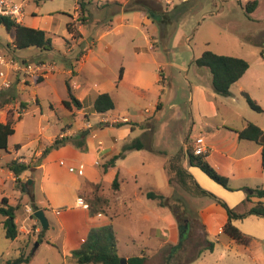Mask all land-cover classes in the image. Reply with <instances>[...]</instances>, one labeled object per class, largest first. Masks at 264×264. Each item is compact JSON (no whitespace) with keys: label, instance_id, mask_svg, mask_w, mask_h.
<instances>
[{"label":"rangeland","instance_id":"1","mask_svg":"<svg viewBox=\"0 0 264 264\" xmlns=\"http://www.w3.org/2000/svg\"><path fill=\"white\" fill-rule=\"evenodd\" d=\"M8 1L10 4L20 6L27 18L33 16L39 3L37 0ZM87 1H91V4ZM117 1L128 0H44V3L40 4L43 7L41 13L57 15L61 22L58 31L51 35L50 51L41 52L37 48L14 50L13 32L9 34L5 27L0 25V52L16 60L27 59L32 63L45 61L56 65L58 69H63L65 64L62 54L67 51L65 40L71 41L68 34L63 33L66 29L65 23L72 21L69 14L77 18L76 22L79 25L86 22H83L81 8L78 11L72 10V13L68 12V14H59L61 12L57 11L65 7L73 9L75 2L79 4L85 2L87 11L93 10V14H86L89 22L83 28L85 37L83 43L76 46L73 53L67 56L68 58H75L79 54L81 56L89 47H93L94 53L89 56L87 67L80 70L77 66L75 67L76 76L70 78L60 73L55 80L50 79L39 86L40 105H32L23 115L22 120L15 123V134L10 137L8 160L30 159L39 145L48 146L55 131L62 129L70 122L61 100L68 98L67 84L79 85L81 90L82 87L91 85L90 83H97L92 68L97 67L98 62H94L93 58L97 57L100 62L107 61L110 65L123 63L128 69V74L126 80L113 90L115 110L109 112L107 117L126 116L133 124L137 123V126L134 131H131L130 124L105 126L102 123V127H99L100 117L94 115L91 122L94 126L93 133L97 134V138L93 141L95 144L101 141L106 148L116 147L117 154L121 153L125 146L138 140L145 145V148L128 152L124 158L116 162L115 168L107 172H104L103 167L94 168L97 175L92 173L90 177H87L91 179L90 181H96L101 185L99 190H96L95 184L85 181L86 176H80L79 172L65 171L68 169V164L60 165L62 172L59 171L60 175L55 182L61 187L62 193L65 190V195L70 196L66 208H70L75 201V195H70L69 190L77 183L75 178L78 183L81 182L80 195L86 206L96 192L108 197L111 205H117L114 212H110V217L113 220L111 227L117 239V251L122 258L141 256L142 252H145L154 257L151 264H167L168 262L177 264L179 256L171 257L168 261L166 256L170 252L169 246H179L180 238L176 243L164 244V231L170 230L173 219L171 209L160 207L157 202L148 200L138 191L152 189L165 196L172 194L164 169L166 158L155 154V151L164 152L169 157L177 155L183 152L186 139L190 136L197 137L199 133H203L206 145L208 141L211 145L213 143L210 141L220 139L226 142L225 148L234 149L233 142L230 141L233 136L230 131H241L247 122L258 127L260 126L255 121L264 125V112L258 113L249 107L238 91V85L232 87L231 97L218 96L212 88L210 71L207 68L199 69L194 63L206 52L247 61L250 68L240 80V84L246 85L248 89L246 93L264 111L262 85L261 88L257 87L250 79L252 75L264 73L262 57L264 0H150L155 3L152 11L148 10L149 13H146L142 10L150 20L148 26L135 27L130 20V23L123 22V33L118 34L115 29H111L106 34L108 28L95 24L92 20L103 18L104 15H101L100 11H103L105 4ZM255 1L257 8L249 15L245 7ZM37 13L40 14V11ZM105 15V20L109 21L108 13ZM120 16L122 14L111 18L116 20ZM115 22L111 24L113 28L118 25V22ZM77 23H72V35L79 40L80 31ZM103 33L105 36L101 41L102 44L107 43L113 46L108 56L98 51L99 48L102 50V47L97 45ZM151 46H154V49ZM135 47L142 49L146 47L150 51V54L141 58L140 63L136 59ZM81 51L83 53H80ZM142 51L146 53L145 50ZM139 68L145 71L142 80L143 89L137 87ZM161 79L163 80L160 84ZM72 92L77 94L78 91L72 89ZM29 98L30 96L24 91L18 92L17 88H10L1 93L0 119L7 117L8 110V116L16 120L18 118L16 112L22 113L26 104L25 100ZM158 104H160V111L157 108ZM51 105L55 111L51 110ZM217 129L220 132L214 134ZM127 130L129 132H126ZM39 135L42 137V142L38 139ZM115 139L117 145H115ZM17 146L21 147L18 152L15 149ZM0 154L8 155L5 151ZM38 159L39 157L35 156L29 162L35 165ZM249 165L252 168L250 174L247 171ZM233 168L234 172L230 176L219 172L229 180L233 188L246 190L249 189L246 187L264 188V170L260 157H257V160L252 158L246 163H234ZM116 177L120 183L119 192H114L112 189ZM1 178L4 184L0 183V205L2 198L7 197L13 206H16L18 202L23 207L17 211V221L21 232L17 240L12 241L6 238L2 224L4 218L0 215V264H8L22 254L32 253L31 261L25 264H76V259L73 257L75 250L68 255L64 252L63 243L68 232L62 228L61 217L48 210L46 217L50 226L47 230H43L41 223L34 217L35 210L32 208L31 198L27 193L23 194L19 191L23 184H17L13 179L8 178L0 167ZM23 182L29 193L34 192V184H29L27 180ZM196 182L202 187L200 180L197 179ZM176 190L179 196L189 202L190 207L187 217L180 216V223H178L179 236V225H191L185 253V256L189 257L201 246L207 245L206 232L199 213L203 214L206 208L218 203L210 197L192 196L180 187H176ZM205 190L218 197L213 191ZM36 194L40 196L38 191ZM218 198L227 203L224 199ZM22 199L31 205V211L25 208ZM124 199L134 202L132 212L128 213L123 209L122 200ZM245 200L235 207L240 214H245L255 206V203L245 202ZM255 200L252 198V201ZM67 210V216H69L67 222L70 223L67 227L75 233L82 231L85 226L83 221L85 210ZM237 226L250 238L249 246L231 241L225 234L218 237L211 236L207 240L214 243V251H204L190 264H264V217L249 215L239 220ZM41 230L44 232L41 233ZM38 240L43 241L37 243Z\"/></svg>","mask_w":264,"mask_h":264},{"label":"crops","instance_id":"2","mask_svg":"<svg viewBox=\"0 0 264 264\" xmlns=\"http://www.w3.org/2000/svg\"><path fill=\"white\" fill-rule=\"evenodd\" d=\"M126 2L127 1H125L123 3H126ZM42 3H44V1H40L38 3L36 10L34 11L32 17L27 18V16L24 14L22 21H20L19 23H21L22 25H25L27 27H30V28L43 30V31L47 32L48 36L51 38V35L54 34V32L58 31V28L60 27L61 22L59 21L57 15H53V14H49V13H43L42 14L41 12H43L42 11L43 7H41V5H40ZM72 8L73 9H66V7H65L63 9H60L61 11H57V12H61L59 14H66V13L68 14V12L72 13V10L78 11V10H80V4L75 2L74 7L72 6ZM39 11H40V14L37 13ZM92 12H93V10L92 11L90 10V12H88L87 14L91 15V14H93ZM100 12H102V11H100ZM120 14H122V16L116 18V20L112 19L111 21H107L104 19V17L103 18L101 17V19H93L92 22L95 24L103 25L106 28H108V30L106 31V34H108L109 31H111V29H115L118 32V34L123 33V30H122L123 29V22L130 23V20L133 22V26H135V27H138L140 25L148 26L150 24V20L148 19V16L146 15L145 12H142V11H135V12H128V13L122 12ZM69 15H70L69 17H71L72 21L65 23L66 29L63 32L64 34H68L67 36H69L71 39V41L65 40L67 51H65L62 54L65 67L63 69H58V68H56L57 66L53 64L54 72L50 73V75L47 78H45L44 80L41 81L40 84H38V86L36 87V89L33 92V95L30 94L29 92H24L26 95L30 96L32 102L31 101L29 102L30 98L25 100L26 104H25L24 109H22V113L16 112L17 113L16 116H18V118H16V122L22 120L23 115L28 112L29 108L32 107V105H35V104L38 106L40 105L41 96L39 95L38 89H39V86L41 84L47 83V81L50 79L55 80L57 77H59L60 73L65 74L66 76H70V78L76 76L75 67L79 66L80 70L86 68L89 56L94 53L93 47H89L87 49L86 53H84L81 56L79 54V55H76L75 58H68L67 57L68 54L73 53L76 46H80L83 43V41L85 39L84 34H83V32H84L83 28L86 26V24H88V23H86L83 25L82 24L79 25L76 22L77 18H75L71 14H69ZM101 15H103V13H101ZM114 20L116 22H118V25H116V28H113L111 25L115 22ZM70 23L71 24L77 23L76 24L77 28L80 31V39L79 40L75 39L73 37L72 33H69V31L67 29V25ZM104 36H105L104 33L100 36V40H99V43L97 46L102 47V50H101V48H99L98 51H101L104 56L105 55L108 56L109 52L113 49V46L110 44H107V43L102 44L101 41L103 40ZM13 37H14V34H13ZM93 44H95V43H93ZM152 47L154 49V46H151V48ZM135 50H136L135 55H136V59H137L138 63L141 62L142 57H144L147 54H150L149 48H146V47H144V49L139 48V47H135ZM142 50H145L146 53L143 52ZM40 51L43 52L42 50H40ZM44 51H50V49L44 50ZM80 53H83V52L81 51ZM93 59H94V62H98L97 67L92 68V72L97 78V80H96L97 83H94V84L90 83L91 85H86V86L82 87L81 90L79 89V87H80L79 85L73 84L71 86V89H75L78 91L77 94H74V93L73 94L82 103V109L78 110L77 108L73 107L71 110H69L68 108L65 107L64 102L69 100V94H68L67 99H62L61 104L64 107L65 111H67V117H68V119H70V122L67 125H65V127H63L62 129L55 131V135L51 139L50 144L48 146L41 147L42 145H39V147L36 149V151L33 153V155L30 157V159H32L35 156L40 157L42 155L43 151L47 147L51 146L53 144V142L55 141V139L58 138L62 134H64L65 136H67L71 139H75L79 134H82L83 136H84V134H86L84 137H86L87 150L85 152H82L80 149L76 148L73 144L69 143L65 147H63L59 150H54L51 153H49L39 164L36 163L35 166L31 170L25 172L21 176L22 180H27L29 184H34V192L29 193V191L26 189V193L29 195V197L30 198L34 197V202L37 205H39V207H41L43 209L47 208L48 210L54 212L56 214V216L61 217L60 220H61L62 228L64 229V231L68 232L67 236L65 238V241L63 243L64 244V252H66L67 255L69 252L76 250V249L81 247V245L86 240L91 229L97 228V227H103V226H111L113 220L110 217V214H111L110 212L113 213L114 210L116 209L117 205L114 206L112 204L113 205L112 206L110 204V200L108 199L109 200V207L106 209V213L91 217L89 215L88 208H86V205L83 202V198L80 195L82 192V189L80 188L81 182L78 183V180L75 178L77 183H75L72 186V188L69 189L70 195H72V196L75 195V199H74L75 201L72 202V205L70 206V208L69 207L66 208V205L68 204L67 200H69L70 196L65 195V190L62 193L61 187L55 182L57 176L60 175L59 171L62 172L60 165L65 166L68 164V169H65V171H67L68 173L71 172L70 171L71 168L75 169L74 172H76V171L79 172L78 169L80 168V166H83L84 170H83V172L79 173V175L82 177L86 176L84 178L85 181L87 180L89 183L97 185L96 181H94L95 183L93 181H90L91 179H89L87 176L90 177V174H92V173L97 175L94 168H96V167L102 168V165L105 162H107L112 157L117 155V151H116L117 148L114 146L106 148L103 146V143L101 141H99L96 144L94 143L93 140H95L97 138V134L93 133L94 132L93 131L94 126L92 125V122H91L92 117L94 115L96 117H100L99 127H102L101 126L102 123H104L105 126H112V125L118 126L119 124H130V125H132L131 131H134L135 127L137 126V123L133 124L132 121L126 116H124V117L113 116L112 118H108L107 115L109 112L105 113V114H98L94 110V102L99 95L104 94V93H108L113 98V90L115 88H118L119 84L126 80V77L128 74V69L123 63H119L117 65H115V64L110 65L107 61L100 62L97 57L93 58ZM22 61H28V60L22 59ZM40 62H45V61H40ZM263 63H264V61H263ZM249 68H250V66H249ZM199 69H201V68H199ZM144 74H145V71H143L141 68H139L137 87L141 88V89L144 88V86L142 84ZM77 75H78V73H77ZM250 79H251V82L253 85H255L257 87H260L262 85V89L264 90V88H263L264 87V73L262 75H261V73L259 75H252V77ZM162 80L163 79H161L159 81L160 84L162 83ZM240 80L237 83H235L234 85H238V91L241 94L246 93L248 91V89H247L245 84H240ZM2 91L6 92V90H1V87H0V95H1V93H3ZM18 92H20L19 89H18ZM34 96L36 97V101L35 100L33 101ZM157 108L160 111V104L157 105ZM51 110L55 111V108L53 107V105H51ZM114 110H112V111H114ZM146 112L149 113V111H146ZM19 117H21L20 120H19ZM7 118H8V110H7V117H5L4 119H0V124L6 123ZM124 119H127L128 121L124 122ZM86 123L91 124L92 128L90 130H88V128H84ZM247 123L245 124V126L247 125ZM255 123L258 124L262 130H264V125L257 123L256 121H255ZM74 126H76V127H74ZM14 129H15V126H14ZM126 132H129V130H127ZM219 132H220V130L217 129V131L214 132V134H217ZM230 132L233 135V136H231L230 141H231V143L233 142L232 144L234 145V149L225 148L224 145L226 144V142L224 143L223 141H220V139H217L215 141H210L211 143H213L211 145L209 144V141H208V145H206L207 143L205 141L203 133H199V135L197 137L190 136V137H188V139H186V142L183 144L184 145L183 153L186 154L187 150L189 148L194 149V145H195L196 140L199 138H203L205 141L206 149H207V152L205 153L206 158H207L208 162L210 163V165L213 168H215L218 173L220 172L222 174L230 176L234 172V168H233L234 163H237V164L246 163V161H248L252 158L257 160V157H260V163H261V149H262V147L253 141L240 140L238 138V133L240 131H237V132L230 131ZM38 139L40 140V142H42L41 135H39ZM115 145H117L116 139H115ZM20 148H21L20 146L15 147L17 152L20 150ZM9 150H10V138H9V143H8V150L7 151L6 150H0V153L5 151L8 154V155L0 154V167H1V171L4 172V174L6 176H8V178H11L15 181V177H14L13 173H11L10 171H8L6 169V165L11 162L10 160H8V156L10 155ZM156 152H159V151H156ZM156 152H155V154L160 155ZM161 153H162V155H160V156H163L166 158L165 163L169 158L175 156V155H172L169 157V155H166V153H164V152H161ZM16 159H19L25 163H31V162H29L30 159L26 160V159H21V158H15L13 160H16ZM183 160H184L183 166L186 168V170L191 175H193L195 181L198 179L202 182L201 183L202 187H201V185H199V184L198 185L203 189L204 188L209 189V190L213 191L214 193H216V195L218 197L224 199L227 202L228 206L231 208H235L241 202H243L247 198V195L249 194L250 190L256 189V188H262L260 186H257L256 188L246 187V188H249L247 190L242 189V188L235 189L230 185L231 188L234 189V191H229V190L225 189L223 186H221V185L215 183L213 180H211L199 168L191 167L189 165L187 155L184 157ZM187 163H188V165H187ZM261 166H262V164H261ZM110 169H112V168H110ZM245 169H246V167H245ZM247 171H248V174H250L252 172V168L250 165H249ZM71 173H73V172H71ZM31 176H32V178H31ZM167 179H168V176H167ZM0 183L4 184V180L2 178L0 179ZM168 183H169V181H168ZM169 186H170V184H169ZM170 188L172 190V194H171V196H166V197H172V195L174 193V189L171 186H170ZM62 189H68V188H62ZM19 191L21 193H23L21 190H19ZM37 191L39 192L40 196L36 194ZM119 191H120V187H119V190L116 192H119ZM148 191H154V190H152V189H140L138 192L141 195L145 196V193ZM154 192H157V191H154ZM158 193H160V192H158ZM23 194H25V193H23ZM21 201H22V203H24V206L26 209H31V205H29L28 203H25L23 201V199ZM31 202H32V199H31ZM256 202H258V200L253 201V203H256ZM263 202H264V199H263ZM17 204H18V202H17ZM122 207L124 210H126V211H128V213H130L133 211L134 202L132 200L130 201L129 199H124V200H122ZM67 209H69L71 211H75L78 209L85 210V213H83V221H84L85 226H84L82 231L75 233V232L71 231L69 229V227H67L70 224L67 222L69 220L68 219L69 216H67V213H68ZM46 214H47V211H45V215ZM199 215H200V220H201V222L205 228L206 238L211 237V236H217L218 237V236L225 234L223 232V227L226 224L228 217H227V212L222 207H220L219 204H212L210 207L205 209V212L203 214L199 213ZM115 216H118V215H115ZM31 220L32 219H30V221ZM237 223H238V221L235 222L236 226H237ZM37 231H39V229H37ZM164 237H165V239H164L165 245H169L168 244L169 242L176 243L178 241V239L180 238L178 223H177L174 215H173V219L171 221V228H170V230L164 231ZM228 238H229V240L232 241V239L229 236H228ZM48 243H49V241H48ZM143 254L147 255L145 252H142V255ZM147 256H150V255H147ZM129 257L130 256H126L125 258L128 259Z\"/></svg>","mask_w":264,"mask_h":264},{"label":"trees","instance_id":"3","mask_svg":"<svg viewBox=\"0 0 264 264\" xmlns=\"http://www.w3.org/2000/svg\"><path fill=\"white\" fill-rule=\"evenodd\" d=\"M44 0H37V2ZM88 4H91V1H87ZM155 5L154 2L150 0H128L126 3L123 2H114L107 3L102 9V13L105 19V13H108L109 21L112 20L111 17L120 14L122 12H135V11H145L149 13L148 10L152 11V7ZM87 4L85 2L80 3V8L83 10V22L88 23V18L86 14L89 12L86 9ZM257 8V2L249 3L245 10L250 15ZM105 10V11H104ZM84 23V24H86ZM0 25L4 26L9 34L13 32V49L14 50H23L29 48H37L39 50H49L52 46V40L48 36V33L39 30L27 27L21 23L16 22L15 20L1 16L0 15ZM83 25V24H82ZM69 33H73L72 24L67 25ZM262 57H264V51L262 52ZM195 65L198 68H207L212 75V88L213 91L221 97H230L232 95L231 89L232 86L237 83L248 71L249 64L247 61L230 56H221L211 52L204 53L199 59L194 61ZM41 81L38 83L40 84ZM69 100L64 102L66 108L71 110L73 107L78 110L82 109V103L76 98L73 94L71 86L67 84ZM242 96L248 103L249 107L258 113H262L263 109L257 104L256 101L252 100L247 93H242ZM115 109V103L112 96L108 93L99 95L94 102V110L98 114H105ZM21 117H19V120ZM16 120L8 116L6 123L0 124V150H8L9 138L14 135L15 129L14 125ZM119 124L118 126H121ZM238 138L240 140L253 141L259 144L261 149V164L264 170V130H262L257 125L248 122L247 125L238 133ZM69 143H73L74 146L80 149L82 152L87 150L86 147V137L82 134H79L75 139L71 138H56L53 144L47 147L42 155L38 159V164L52 151L59 150ZM145 148V145L140 141H136L133 144H129L123 148L121 153L115 155L110 160L105 162L102 167L104 172H107L110 168H114L116 162L124 158L128 152L142 150ZM156 152V151H155ZM162 155L161 152H156ZM187 155L189 165L191 167L199 168L204 174H206L211 180L215 183L223 186L229 191H234L231 188L229 180L220 175L215 168H213L208 162L206 155L196 156L193 149L189 148L187 153L184 154L180 152L179 154L169 158L165 165L164 169L168 176V181L170 186L174 189L172 197H166L165 195L148 191L145 193V196L148 200H152L158 203L160 207L169 208L172 211V214L176 218L177 223H180V216H186L190 212V207L188 202L179 196L176 190V187H180L183 191L188 192V194L195 197H210L216 203L221 205L227 212L228 220L223 227V232L229 236L233 241L242 244L244 246L250 245V238L247 237L239 227L235 225L236 221L243 220L249 215H255L259 217H264V189L256 188L249 191V194L245 202H253L252 198L258 200L255 203V206L246 212L245 214H240L237 212L236 208H231L227 203L223 202L221 199L213 195L212 193L201 188L198 183L195 181L193 175H191L186 168L183 166V159ZM35 165L32 163H25L19 159L13 160L6 165V169L13 173L15 177V182L17 184L22 183L21 191L26 193V187L24 185L21 176L31 170ZM96 190H99L101 185L97 184ZM120 183L116 177L112 189L114 192L118 191ZM32 199V208L35 211L45 210L47 208H41L37 206L34 202V197ZM173 200V202H172ZM244 202V203H245ZM23 207L22 204H17L13 206L10 204V201L7 197H3L0 205V215L4 218L3 227L5 230V236L9 240H17L21 234L19 230V225L17 220V211ZM89 215L91 217L98 216L100 214L106 213V209L109 207L108 198L99 195L96 193L93 194V197L88 200L87 206ZM187 217V216H186ZM179 225L180 228V240L181 243L178 247L169 246L170 252L166 256V261L169 258L174 256H179V261L177 264H190L191 262L198 259L204 251H214V243L210 242L206 238L207 245L201 246L199 250L192 256L186 257L185 253L187 252V240L189 238V231L191 225L187 224ZM44 231L41 230V233ZM43 240H38L37 243H41ZM183 255L186 257H183ZM33 253L30 255L22 254L19 258L10 261L8 264H25L29 263L32 259ZM73 257L76 259V264H121L122 257L118 254L117 251V239L114 234V231L111 226H103L91 229L86 240L81 245V247L73 252ZM185 258V259H184ZM154 257L147 255L141 256H132L127 259L128 264H151ZM167 264H170L168 262Z\"/></svg>","mask_w":264,"mask_h":264},{"label":"built area","instance_id":"4","mask_svg":"<svg viewBox=\"0 0 264 264\" xmlns=\"http://www.w3.org/2000/svg\"><path fill=\"white\" fill-rule=\"evenodd\" d=\"M0 15L9 17L18 23L22 21L24 17L22 8L16 4H10L8 0H0ZM52 72H54V66L51 63H32L28 61L16 60L15 58L0 52L1 90L17 88L19 91L29 92L33 95L38 83L47 78ZM34 97L33 101H36V97ZM126 121L128 120L124 119V122ZM85 127L88 128V130L92 128L89 123H86ZM59 138L69 137L62 134ZM193 151L196 156L204 155L207 152L203 138L196 140ZM83 170V166H80L78 169L79 173L83 172ZM70 171L74 172L75 169L71 168ZM28 211H31V209H28Z\"/></svg>","mask_w":264,"mask_h":264},{"label":"water","instance_id":"5","mask_svg":"<svg viewBox=\"0 0 264 264\" xmlns=\"http://www.w3.org/2000/svg\"><path fill=\"white\" fill-rule=\"evenodd\" d=\"M86 134H84L85 136ZM34 217L41 223L42 229L43 230H47L49 228V221L45 215V211L44 210H38L35 211L34 213ZM188 227V225L186 224V228ZM121 264H128L127 263V259L126 258H122L121 259Z\"/></svg>","mask_w":264,"mask_h":264}]
</instances>
